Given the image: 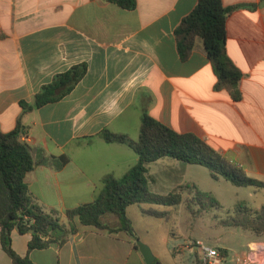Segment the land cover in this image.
<instances>
[{
	"label": "crops",
	"instance_id": "0c3cea01",
	"mask_svg": "<svg viewBox=\"0 0 264 264\" xmlns=\"http://www.w3.org/2000/svg\"><path fill=\"white\" fill-rule=\"evenodd\" d=\"M198 1L137 0V8L129 11L106 0H0V131H12L22 119L36 163L26 176L31 197L45 212L55 211L63 223L77 228L64 245L32 251V234L15 230L13 249L19 255H28L33 264H146L125 232L84 226L66 216L68 210L95 201L104 177L120 178L137 164L131 147L107 143L100 133L107 129L137 140L145 111L179 133L198 136L264 183V0H223L226 6H245L231 13L226 25L227 53L243 73L239 101L226 89L215 90L217 76L202 39L188 60L179 56L175 30ZM79 64H86L87 73L70 94L24 112L22 101L33 103L44 85ZM60 156L70 161L57 169L48 159ZM191 166L171 158L151 163V191L167 195L184 187L188 201L198 189L189 177ZM142 205L130 206L127 214L156 259L202 263L197 256L195 262L181 257L173 240L168 241L167 260L143 237H150L149 223L164 227L183 204L163 206L171 211ZM190 207L199 216L207 213L195 204ZM149 210L168 212L169 217L149 216ZM104 221L118 226L116 216ZM170 235L175 238L173 230ZM149 239L155 243L154 237ZM218 247L229 255L228 248ZM181 248L197 254L187 245ZM0 264H13L1 238Z\"/></svg>",
	"mask_w": 264,
	"mask_h": 264
},
{
	"label": "trees",
	"instance_id": "16d2710c",
	"mask_svg": "<svg viewBox=\"0 0 264 264\" xmlns=\"http://www.w3.org/2000/svg\"><path fill=\"white\" fill-rule=\"evenodd\" d=\"M125 10H135L137 0H106ZM244 5L226 6L223 0H199L195 9L186 16L175 30L177 49L182 61L192 54L198 38L202 39L207 56L212 63L217 82L215 90H228L235 101L241 99L239 84L242 71L233 63L227 53V19ZM87 73L86 64L73 66L69 71L56 75L52 82L44 85L34 97L33 103L24 101V112H30L47 104L58 102L71 93ZM27 135L22 119L15 129L0 131V238L4 251L13 264H33L28 255L21 256L13 249V232L31 233L29 250L45 249L52 244L64 245L69 235L77 228L62 222L57 212H45L30 195L26 176L36 163L32 147L25 141ZM100 137L107 143H121L131 147L138 155L137 164L124 176L103 178V189L94 202L68 210V220L78 219L84 226L108 230L110 233L125 232L134 241L139 238L127 210L132 205L152 204L169 208L181 206L184 202L199 207V212L222 210L223 206L211 194L196 189L192 199L184 201V187L167 195L151 191L149 165L162 158L199 165L207 168L212 179L230 182L236 187L264 188V183L249 177L241 168L231 164L207 142L193 133H179L151 117L146 111L142 116L140 135L137 140L128 135L103 130ZM57 169L70 161L68 156L48 159ZM149 216L168 219V212L145 211ZM231 212H229L230 214ZM107 216H116L118 226L106 224ZM224 227L248 230L257 236L264 235V206L251 208L246 202L236 205L232 214L221 221ZM227 256L228 251L220 248ZM153 264H163L158 259ZM202 264V263H201Z\"/></svg>",
	"mask_w": 264,
	"mask_h": 264
},
{
	"label": "rangeland",
	"instance_id": "374dc122",
	"mask_svg": "<svg viewBox=\"0 0 264 264\" xmlns=\"http://www.w3.org/2000/svg\"><path fill=\"white\" fill-rule=\"evenodd\" d=\"M189 177L195 180L197 188L200 191L211 193L221 202L223 209H214L211 212L199 216L194 214V212L192 213L191 210L187 208V203L184 202V208L181 210L180 214L169 219L164 227L160 224L159 228H157L158 226L152 224L154 222L147 225L150 231V237L147 234H143V237H147V240H149L148 242L153 244V250L160 252L161 255L166 258L168 257V241L173 240L175 243L173 246H175V249L178 248V254L181 255V257H186L190 260L193 259L195 262L196 256L197 258H201V252L197 250V254L183 253L184 251H182L183 248L181 247H184L189 242L202 240L217 248H219L218 246L228 248L229 255L227 261L228 263L231 262L232 264H236L234 260L247 250V244L250 240H255L252 247L259 243H264V237H262L264 235L257 236L253 232L241 228L221 226V221L227 219L228 216L232 214V210L239 203L246 202L251 208L262 206L264 202L262 190L236 187L226 180L218 182L212 179L209 170L203 166H191L189 168ZM190 199L192 198H189V200ZM151 206L157 209L169 210L159 205H142L144 208ZM229 212L231 213L229 214ZM172 230L174 231L175 238L170 235ZM152 237H154L155 243L150 241L151 239L149 238ZM140 240L143 241L142 239ZM166 259L169 260L168 258Z\"/></svg>",
	"mask_w": 264,
	"mask_h": 264
},
{
	"label": "built area",
	"instance_id": "2783aa9c",
	"mask_svg": "<svg viewBox=\"0 0 264 264\" xmlns=\"http://www.w3.org/2000/svg\"><path fill=\"white\" fill-rule=\"evenodd\" d=\"M188 250L195 252L199 250L202 254L200 261L202 264H225L227 256L214 246L207 244L202 240H196L187 244ZM237 264H264V243H259L250 248V251L244 256L236 258Z\"/></svg>",
	"mask_w": 264,
	"mask_h": 264
},
{
	"label": "water",
	"instance_id": "95a60500",
	"mask_svg": "<svg viewBox=\"0 0 264 264\" xmlns=\"http://www.w3.org/2000/svg\"><path fill=\"white\" fill-rule=\"evenodd\" d=\"M136 244L144 257L146 264H153L156 260V257L153 254L151 248L140 239L136 241Z\"/></svg>",
	"mask_w": 264,
	"mask_h": 264
}]
</instances>
